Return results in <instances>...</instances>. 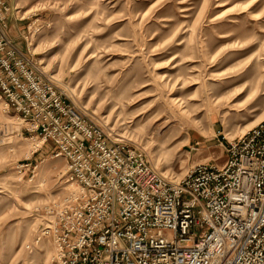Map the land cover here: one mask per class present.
Masks as SVG:
<instances>
[{
	"label": "rangeland",
	"instance_id": "rangeland-1",
	"mask_svg": "<svg viewBox=\"0 0 264 264\" xmlns=\"http://www.w3.org/2000/svg\"><path fill=\"white\" fill-rule=\"evenodd\" d=\"M7 3L38 70L164 175L220 165L226 141L264 119V0ZM25 127L0 101V264H57L40 230L79 186Z\"/></svg>",
	"mask_w": 264,
	"mask_h": 264
},
{
	"label": "built area",
	"instance_id": "built-area-1",
	"mask_svg": "<svg viewBox=\"0 0 264 264\" xmlns=\"http://www.w3.org/2000/svg\"><path fill=\"white\" fill-rule=\"evenodd\" d=\"M11 15L0 0V101L79 186L40 230L57 264H264V119L226 141L220 165L164 175L38 70L28 45L4 33Z\"/></svg>",
	"mask_w": 264,
	"mask_h": 264
},
{
	"label": "crops",
	"instance_id": "crops-1",
	"mask_svg": "<svg viewBox=\"0 0 264 264\" xmlns=\"http://www.w3.org/2000/svg\"><path fill=\"white\" fill-rule=\"evenodd\" d=\"M14 25H15V24L11 23V17H9V18H8V23H7L6 27L4 28V33H5V35H6L9 39H11V40H13V41L15 42V40L20 36V31H18L19 27L16 28ZM15 43H16L17 45H19L17 41H16ZM19 47H20V46H19ZM217 133H219V132H217ZM215 136H217L216 133H215ZM188 141H190V142H194L195 144H200V143H201L200 141H199V142H196V141H195V138H192V139L189 138ZM202 149H203V150H206V147L203 146ZM207 149H208V148H207ZM204 152H206V151H204ZM207 160L210 161V159H207Z\"/></svg>",
	"mask_w": 264,
	"mask_h": 264
},
{
	"label": "bare ground",
	"instance_id": "bare-ground-1",
	"mask_svg": "<svg viewBox=\"0 0 264 264\" xmlns=\"http://www.w3.org/2000/svg\"><path fill=\"white\" fill-rule=\"evenodd\" d=\"M171 102L172 103H174V104H176V103H178V100L177 99H175V98H172L171 99ZM182 111V110H181ZM40 143H41V141L39 140L38 141V145H40ZM163 174H166V172H163ZM70 187V186H69ZM66 189H69V188H66ZM79 190V189H78ZM78 190H76V191H78ZM71 192H73V191H71Z\"/></svg>",
	"mask_w": 264,
	"mask_h": 264
}]
</instances>
